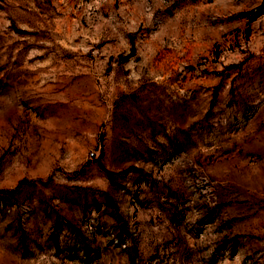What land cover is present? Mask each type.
<instances>
[{"label":"rangeland","instance_id":"rangeland-1","mask_svg":"<svg viewBox=\"0 0 264 264\" xmlns=\"http://www.w3.org/2000/svg\"><path fill=\"white\" fill-rule=\"evenodd\" d=\"M0 264H264V0H0Z\"/></svg>","mask_w":264,"mask_h":264}]
</instances>
